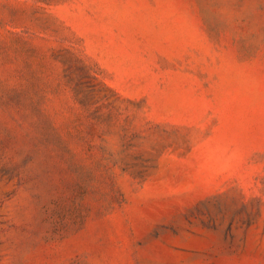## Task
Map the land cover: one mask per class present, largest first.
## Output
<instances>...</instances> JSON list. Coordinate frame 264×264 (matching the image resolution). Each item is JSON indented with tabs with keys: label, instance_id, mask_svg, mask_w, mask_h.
<instances>
[{
	"label": "rangeland",
	"instance_id": "obj_1",
	"mask_svg": "<svg viewBox=\"0 0 264 264\" xmlns=\"http://www.w3.org/2000/svg\"><path fill=\"white\" fill-rule=\"evenodd\" d=\"M0 264H264V0H0Z\"/></svg>",
	"mask_w": 264,
	"mask_h": 264
}]
</instances>
